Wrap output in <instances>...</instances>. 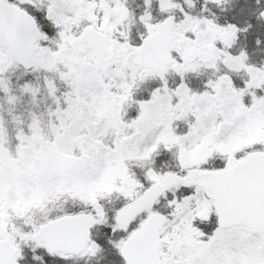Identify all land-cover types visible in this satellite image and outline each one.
Returning a JSON list of instances; mask_svg holds the SVG:
<instances>
[{"label":"snow or ice","instance_id":"obj_1","mask_svg":"<svg viewBox=\"0 0 264 264\" xmlns=\"http://www.w3.org/2000/svg\"><path fill=\"white\" fill-rule=\"evenodd\" d=\"M0 264H264V0H0Z\"/></svg>","mask_w":264,"mask_h":264}]
</instances>
